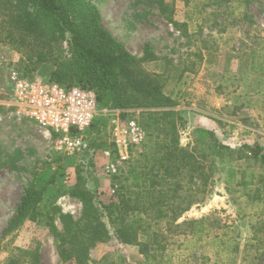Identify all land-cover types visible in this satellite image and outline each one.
Wrapping results in <instances>:
<instances>
[{
	"label": "rangeland",
	"instance_id": "1",
	"mask_svg": "<svg viewBox=\"0 0 264 264\" xmlns=\"http://www.w3.org/2000/svg\"><path fill=\"white\" fill-rule=\"evenodd\" d=\"M92 1L102 26L130 54L143 59L149 46L157 57L142 67L159 75L165 94L177 102L180 148L207 166L200 153L207 135L201 130H208L233 149L256 148L259 159L235 161L236 179L229 184L225 173L216 171L209 177L213 183L203 187L196 179L199 172L180 161V170L166 175L160 161L167 165L164 157L174 153L165 148L173 137L146 121L144 112L156 110L114 109L108 94L84 137L92 150L79 154L60 151L56 137L45 135L34 122L8 118L0 124V264H29L33 251L41 264H65L45 225L26 221L3 234L32 184L49 185L40 204L43 213L58 209L80 220L83 205L71 195L80 174L96 204L111 206L115 213L112 222L102 209L112 238L90 251L91 264H264V186L259 184L264 178V0H163L165 14L160 0ZM69 38L62 43L66 56ZM33 67L0 44V89L13 69L32 79H50L51 65ZM114 119L123 125L136 120L146 134L143 143L132 147L127 163H118ZM112 164L116 173L108 171ZM152 180L159 182L155 191ZM159 195L165 201L159 203ZM198 221L199 226L193 224ZM56 225L62 229L58 216ZM123 225L136 229L139 244L150 245L155 261L146 263L139 246L120 241L116 229Z\"/></svg>",
	"mask_w": 264,
	"mask_h": 264
},
{
	"label": "trees",
	"instance_id": "2",
	"mask_svg": "<svg viewBox=\"0 0 264 264\" xmlns=\"http://www.w3.org/2000/svg\"><path fill=\"white\" fill-rule=\"evenodd\" d=\"M159 6L165 14L166 5L163 0H160ZM170 22L175 23L172 18ZM68 36L69 55L66 56L62 43ZM0 44L10 46L21 56L22 61L34 66V70L39 65H51L53 71L47 81L58 82L65 87L78 86L93 90L99 105L108 94L114 109L156 110L144 112L147 115L146 121L159 132L166 129V134L173 137L171 145L165 148L172 149L175 154L169 153L168 157H164L167 165L160 161V168H166V175H174L173 170H180V161L182 166L190 167L191 172H199L196 179L201 180L203 187L213 183L209 177L216 171L225 173L224 183L229 184L236 179L233 166L235 161L259 159L260 154L256 148L246 145L248 152L233 149L221 143L215 133L208 130H201L207 135L202 140L204 147L200 153L206 164L208 161L207 166L180 148L177 136V119L180 117L175 110L177 102L165 94L161 77L142 67L143 62L155 61L157 57L152 55L149 46L143 59L130 54L102 26L99 8L92 0H0ZM23 75L31 78L27 74ZM149 125L144 127L149 128ZM88 148V151L92 150L91 144ZM196 179L195 175L191 176L193 184ZM152 181L150 188L155 191L159 182ZM259 184L264 186V178H260ZM48 186L32 184L24 191L17 211L3 235L8 236L17 231L26 221L36 222L45 225L53 235L61 262L91 264L90 251L99 244L108 243L112 238L103 221L105 213L102 209L112 222L114 211H111V206L103 205L101 209L96 204V196L88 189L87 179L80 174L71 195L83 205L82 218L75 220L58 209L43 213L40 204ZM157 198L159 203L165 201L162 195ZM195 202L194 199L181 208L180 216ZM57 216L62 229L56 225ZM163 216V211H159L158 217ZM193 224L199 226L201 222ZM197 231L194 233L197 234ZM116 234L124 244L139 246L146 263L151 258L152 261L156 260L148 252L150 245L139 244L135 228L123 225L117 227ZM160 246L162 250L166 248ZM28 256L29 264H41L37 251L29 252ZM159 264L166 263L161 261Z\"/></svg>",
	"mask_w": 264,
	"mask_h": 264
},
{
	"label": "built area",
	"instance_id": "3",
	"mask_svg": "<svg viewBox=\"0 0 264 264\" xmlns=\"http://www.w3.org/2000/svg\"><path fill=\"white\" fill-rule=\"evenodd\" d=\"M101 112L93 90L28 78L15 69L0 89V124L13 117L19 121L30 120L45 135L56 137L57 148L70 155L88 149L85 134ZM112 136L121 164L131 159L132 147L143 143L146 134L136 120L123 125L119 119H114ZM108 171L116 173L115 165L109 166Z\"/></svg>",
	"mask_w": 264,
	"mask_h": 264
}]
</instances>
